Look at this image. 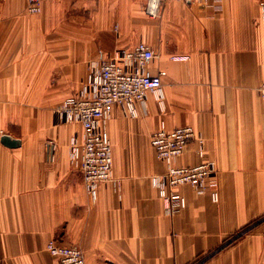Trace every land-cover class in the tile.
Listing matches in <instances>:
<instances>
[{"label": "crops", "instance_id": "0c3cea01", "mask_svg": "<svg viewBox=\"0 0 264 264\" xmlns=\"http://www.w3.org/2000/svg\"><path fill=\"white\" fill-rule=\"evenodd\" d=\"M146 2L46 0L30 15L28 0H0V264H59L51 241L87 264H264V0H167L155 18ZM140 42L157 55L160 99L148 95L137 118L114 108L112 180L94 197L70 159L83 127L56 111L90 82L92 62ZM187 126L204 153L192 141L174 166L214 163L219 202L186 185L170 191L181 204L169 212L150 139Z\"/></svg>", "mask_w": 264, "mask_h": 264}, {"label": "built area", "instance_id": "2783aa9c", "mask_svg": "<svg viewBox=\"0 0 264 264\" xmlns=\"http://www.w3.org/2000/svg\"><path fill=\"white\" fill-rule=\"evenodd\" d=\"M46 0H28V13L38 15L42 12V3ZM167 0H147L144 12L155 18L161 5ZM186 4L207 3L209 0H179ZM264 20V5L261 8ZM116 58L107 57L89 65L90 82L76 96L66 98L56 113L59 121L79 123L84 134H75L70 139V159L83 175L88 192L95 197L100 184L112 180V144L107 125L112 118L114 108L118 107L126 116L138 117V105H144L148 95L160 99L162 80L154 75L151 65L157 55L145 42L133 49L119 51ZM175 61H188V57H172ZM259 97L264 107V82L259 88ZM199 145L198 153H204V137L187 126L172 131L158 130L150 139V144L159 160L167 170L163 175L152 177V186L158 190L167 209L172 212L180 206V198L170 192L181 186H191L200 194L211 190V199L219 202L215 164L201 163L197 166L175 167L174 162L181 157L189 143ZM48 252L58 259L59 264H87L84 252L77 246H59L51 241Z\"/></svg>", "mask_w": 264, "mask_h": 264}, {"label": "rangeland", "instance_id": "374dc122", "mask_svg": "<svg viewBox=\"0 0 264 264\" xmlns=\"http://www.w3.org/2000/svg\"><path fill=\"white\" fill-rule=\"evenodd\" d=\"M44 3V2H43ZM43 3H42V11H43ZM27 11H28V4H27ZM42 13V12H41ZM40 13V14H41ZM31 15V14H30ZM39 15V14H38ZM218 184V183H217ZM217 190H218V186H217ZM253 227H248V228H246V229H244V231H242L241 233H240V235L239 234H236V235H234L233 237H231L227 242H226V245H225V247L224 248H229L230 246H232L235 242H236V240L237 239H239L240 237H242L243 235H245V233H247V232H249V230L250 229H252Z\"/></svg>", "mask_w": 264, "mask_h": 264}, {"label": "water", "instance_id": "95a60500", "mask_svg": "<svg viewBox=\"0 0 264 264\" xmlns=\"http://www.w3.org/2000/svg\"><path fill=\"white\" fill-rule=\"evenodd\" d=\"M1 142L4 146L8 147V148H17L20 146V141L18 140H14L9 136H4L1 139Z\"/></svg>", "mask_w": 264, "mask_h": 264}]
</instances>
